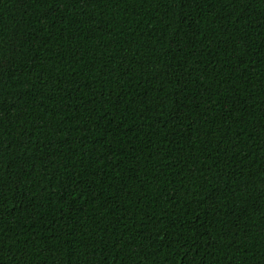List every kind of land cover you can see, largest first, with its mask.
Returning a JSON list of instances; mask_svg holds the SVG:
<instances>
[{
	"label": "trees",
	"instance_id": "obj_1",
	"mask_svg": "<svg viewBox=\"0 0 264 264\" xmlns=\"http://www.w3.org/2000/svg\"><path fill=\"white\" fill-rule=\"evenodd\" d=\"M0 264H264V0H0Z\"/></svg>",
	"mask_w": 264,
	"mask_h": 264
}]
</instances>
